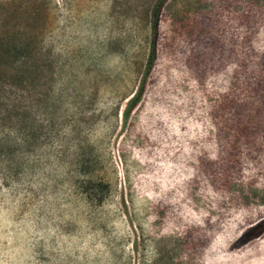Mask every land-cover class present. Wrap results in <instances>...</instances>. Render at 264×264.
Wrapping results in <instances>:
<instances>
[{
  "label": "rangeland",
  "instance_id": "1",
  "mask_svg": "<svg viewBox=\"0 0 264 264\" xmlns=\"http://www.w3.org/2000/svg\"><path fill=\"white\" fill-rule=\"evenodd\" d=\"M157 1L0 0V264H264V0Z\"/></svg>",
  "mask_w": 264,
  "mask_h": 264
},
{
  "label": "trees",
  "instance_id": "2",
  "mask_svg": "<svg viewBox=\"0 0 264 264\" xmlns=\"http://www.w3.org/2000/svg\"><path fill=\"white\" fill-rule=\"evenodd\" d=\"M164 0H158L155 4V6L153 7L152 10V22H151V33L152 36L155 33V22H156V17L158 14V10L161 6V4L163 3ZM153 60V50L151 49L149 55H148V59H147V64H146V68L144 71V74L142 76L141 82L139 87L137 88V90L135 91V93H133L127 100L124 106V109L122 111V118L125 121L127 119V117L129 116L130 111L132 110V108L137 104V102L140 99V96L142 94V90H143V86H144V82L147 76V73L149 71V68L151 66ZM264 230V219L257 221L256 223H254L252 226L246 228L244 231H242L239 236L236 238L235 243L236 244H241L244 243L252 238H255L256 236L259 235V233H261Z\"/></svg>",
  "mask_w": 264,
  "mask_h": 264
}]
</instances>
